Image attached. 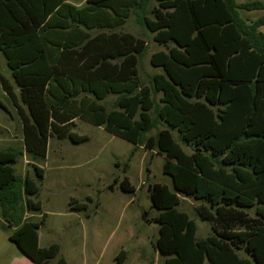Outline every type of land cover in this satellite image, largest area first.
Returning a JSON list of instances; mask_svg holds the SVG:
<instances>
[{
	"label": "trees",
	"instance_id": "16d2710c",
	"mask_svg": "<svg viewBox=\"0 0 264 264\" xmlns=\"http://www.w3.org/2000/svg\"><path fill=\"white\" fill-rule=\"evenodd\" d=\"M243 10L264 2L0 0L9 69L0 83L25 151L46 157L49 139L73 137L82 119L161 155L172 185L148 190L164 264H264V15ZM132 15L163 46L150 56L158 70L148 83L140 72L148 41L124 30ZM21 154L0 149L1 215L37 264H68L58 242L37 247L38 225L25 222L24 196L38 188L15 174ZM180 194L198 201L207 236L179 209Z\"/></svg>",
	"mask_w": 264,
	"mask_h": 264
},
{
	"label": "rangeland",
	"instance_id": "374dc122",
	"mask_svg": "<svg viewBox=\"0 0 264 264\" xmlns=\"http://www.w3.org/2000/svg\"><path fill=\"white\" fill-rule=\"evenodd\" d=\"M69 1L77 5H82L85 2V0ZM238 1L245 2L252 0ZM261 1L264 2V0ZM241 15L246 18H257L264 15V10H243L241 11ZM124 30L140 35L148 41L147 52L140 64L141 75L145 82L148 83L151 75L158 70L151 65L150 56L154 51L163 48V46L152 39V35L137 21L135 15L130 17L124 26ZM261 30L264 31V26L261 27ZM0 72L5 76H9V69L6 66L5 57L1 52ZM114 98V96H110L107 103L110 105V102ZM11 103L10 98L3 92L0 83V111H4L10 117H14L15 109H13ZM10 126L12 129H15V137L18 138L12 144L21 146L22 141L19 138L22 132L19 120L13 118ZM72 130L75 131L74 133L85 136V138H80L76 134L73 137L62 140L57 137H51L48 144L47 158L38 157L37 161H34L27 155V163L25 164L23 157H20L15 166L16 173L20 176L21 172H24V174L29 173L37 179L38 175L35 173L38 168L43 167L45 169L44 181L39 183L40 190L34 196V198L44 203L45 210H48L47 201L52 193L54 196L56 195V200L58 201L55 206L57 209L63 208L64 201L69 196L82 198L90 193L95 194L96 200L100 197L102 205L108 206L110 205L109 203L113 202L117 206V209L113 214L109 215L112 228L117 227V229H120L127 225L134 226L136 235L127 240L125 245H123L126 251L130 253L129 255H131L130 264L132 260L137 263V253L150 258L149 260L153 258L155 264H164V258L159 253L156 256L155 239L159 234V225L152 220V217L157 214V210L152 207L148 190V185L154 182L172 185L171 177L163 173L162 156L157 155L156 152H148L142 147L135 148L133 143L109 133L102 126L93 125L82 119H77V123ZM7 136L8 134L0 130V145H8V142H6ZM62 156H64L63 160H61ZM125 168H128L126 172ZM125 174L129 176L135 188V184L139 186L137 198L129 207L124 205V201H128L133 196L122 192L124 190L120 187L121 178ZM142 177L143 182L140 183ZM112 180L117 184H112ZM122 187H125V185ZM180 199L179 209L186 211L196 221L198 226L197 235L200 237L207 236L211 232L210 223L206 220H201L197 215L195 205L198 201L185 194H180ZM91 207H96V203H92ZM101 216L106 215L102 213ZM58 218V216H49V224L42 231H47V227L54 222L56 223ZM2 221L0 217V257L2 260H6L15 254L17 246L9 240L10 228ZM140 239H143V241L137 246ZM91 241L89 237L88 244L84 248H86L90 258L94 260L100 255L104 259L109 258L113 252L116 253L122 248L119 245L117 247L116 244L112 247H105L103 244L94 246V244H91ZM61 242L63 250L66 252L68 250L66 237L61 238Z\"/></svg>",
	"mask_w": 264,
	"mask_h": 264
},
{
	"label": "crops",
	"instance_id": "0c3cea01",
	"mask_svg": "<svg viewBox=\"0 0 264 264\" xmlns=\"http://www.w3.org/2000/svg\"><path fill=\"white\" fill-rule=\"evenodd\" d=\"M5 95L8 97L6 93ZM11 104L13 109H15L14 117H10L8 114L4 113V111H0V130H3L4 133L8 134L6 138V142H8V145L5 146L0 145V149L15 148L22 151V154L17 157V161L13 165L15 169V166L20 157H23L25 164L27 163V159H26L27 155H29L31 159L34 161H37L38 157H35L29 154L27 151H25V146L23 142V133L19 138L22 141V145L18 146L12 144L15 143L18 138L15 137V129L11 128L10 122L12 121L13 118L18 119L21 126V132H22V123L13 102ZM76 123H77V119H74L73 127L76 125ZM74 132L75 131L72 130L71 133L73 135L74 134L79 135L78 133H74ZM79 137L85 138V136L83 135H79ZM67 138H70V136ZM74 142H78V141H74ZM63 157L64 156L61 157V160H63ZM46 158L47 156L44 157L43 159ZM39 169L41 170V175H40V182H41L44 181L45 169L43 167H40ZM127 169L125 168V172L127 171ZM15 174L18 175L16 173V170H15ZM21 176L24 177L25 180H32L33 182H35L36 187L38 188L36 194H25L24 196V201L26 205L25 222H32L38 225L37 234H36L37 247H44L50 245L53 242H58L61 245V255L65 257L68 264H130L131 255H129L130 253L126 251L123 245H125L127 240L133 238L136 235L134 226L127 225L124 228L121 227L120 229H117V227L112 228V225L109 221L110 220L109 215L113 214L114 211L117 209V206L113 202L109 203L110 205L108 206L102 205V202H100V197L98 198V200H96L95 194L90 193V194H86L82 198L69 196L68 198L65 199L63 208L57 209L55 208V206L58 201L56 200V195L54 196V194L52 193L47 201V205L49 206L47 208L48 210H45L44 203L41 200L34 198V196H36L40 190L39 184L37 183L35 177L30 175L29 173L24 174V172L23 173L21 172ZM118 181L120 180L118 179ZM142 182H143V177L140 179V183ZM111 183L117 184L113 182V180ZM129 183L132 186L131 188ZM122 185H126L128 187L127 190L129 191L124 190ZM135 185L136 188L127 174H125L124 177L121 178L120 187L124 191H122L118 187L119 190L127 193L128 195L131 194V196H133L130 199H128V201H124V205L127 207H129L130 204L133 203L134 200L137 198L136 196L138 194L139 186H137V184ZM111 190L113 191V189ZM29 201H32L35 207H30ZM92 203H96V207L94 208L91 207ZM102 213L105 214L106 216H101ZM52 215L59 217L56 223L54 222L52 225H49L46 229L47 231L45 232L42 231L43 228L47 224H49L48 219L49 216ZM0 217L3 220L2 222L10 228L9 240L17 246V251L10 258H7L6 260H2L0 257V264H37L34 260L33 253H28L24 251V249L21 246H19L15 242V240L12 239L11 236L14 232L18 230V227L9 225L8 222L2 217L1 210H0ZM64 237H66L67 239L68 250L66 252L65 250H63V246L61 242V238ZM89 237L92 240L91 244L92 245L94 244V246L98 244L100 245L103 244V246L105 247H112L114 244H116L117 247L122 246V248L116 253L113 252L109 256V258L104 259V257L100 255L98 258L94 260L93 258H90L86 248H84L88 244ZM142 241L143 239H140L139 244H137V246L140 245ZM149 241L152 242L151 239H149ZM136 256H137L136 257L137 263H135V261L132 260L131 264H155V261L153 262L154 260L153 258L149 260L150 258H146L140 253H137ZM156 256H158L157 250H156Z\"/></svg>",
	"mask_w": 264,
	"mask_h": 264
}]
</instances>
